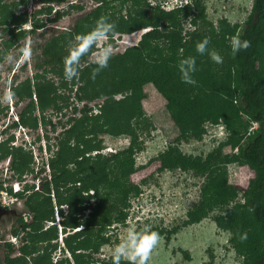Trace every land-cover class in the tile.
Listing matches in <instances>:
<instances>
[{"label": "trees", "instance_id": "obj_1", "mask_svg": "<svg viewBox=\"0 0 264 264\" xmlns=\"http://www.w3.org/2000/svg\"><path fill=\"white\" fill-rule=\"evenodd\" d=\"M43 1L44 6L31 14L30 28L16 30L17 26L28 21V15L25 12L13 14L0 0V33L9 37L5 48L14 45L25 34H34L45 27L42 20H37L39 15H45L46 20L57 21L66 13L56 12L48 18L54 9L51 3L65 0ZM95 1L99 5L91 14L92 22L88 23L91 16H82L70 29L50 35L42 44L32 48L35 58L33 77L12 87V95L17 102L28 103L17 114L18 117L0 131L2 136L17 126L35 130L39 125L44 127L47 124L54 131L55 125L43 112L51 107L57 114L69 107L68 92L73 91L72 97L78 102L102 100L97 113L84 104L78 109L80 116L71 118L68 127L56 136L54 149L47 145V152L51 153L46 164L48 174L41 179L42 188L34 191L27 200L34 222L32 230L54 221L56 210L63 217L62 231L66 236L62 249L69 253V258L52 261L51 253L59 248L57 243L50 242L58 234L52 225L43 231L47 239L45 247L38 246L39 236L34 234L39 233L30 231L26 236L32 246L23 245L20 258L9 259L6 255L5 264H113V256L106 261L94 256L109 243L106 232L110 224L125 222L128 196L138 194V189L128 184V179L134 170L132 155L140 147L134 124L138 125L143 117L141 102L145 97L143 87L147 84H152L165 99V109L178 131V141L200 140L206 131L203 124L207 121L216 123L221 120L232 131L227 141L205 156L185 155L177 146H170L158 156V160L163 169L192 171L205 176L200 199L187 211L185 225L198 223L217 209L219 212L213 216V221L219 229L231 233L230 241L242 258V264H264V0H252L250 13L241 26H230L226 19L213 25L207 20L200 0H189L171 10L160 8L159 4L150 6L146 0H123L132 1L136 8L128 11L125 17L111 16L108 20L109 16H106L107 21L115 25L107 37L111 38L114 33L130 34L143 28L149 30L142 34L137 45L112 54L108 66L95 74L97 65L86 58L90 50L80 58L77 76L66 80L65 58L75 46V38L86 33H83L84 28L95 27L93 22L103 17L100 12L110 0ZM20 3L25 4L27 0ZM67 5L81 10L78 4ZM237 36L242 41L247 40L249 46L233 55L228 43ZM205 37L209 39L208 50L201 55L196 51V45ZM209 52L218 53L223 58L222 63L213 61ZM188 57L196 60V71L191 74L196 81L194 85L184 83L179 71L180 61ZM224 70H227L225 76L228 80L230 72H234V91L221 79ZM48 74L57 76L59 84L50 81ZM63 91L68 95L63 97L66 94ZM35 101L39 118L34 116ZM72 105L73 112L78 111ZM234 109L237 115L243 114L257 124L254 132L245 137L239 134L237 126L242 122L238 118H230ZM101 134L127 135L130 143L124 150L103 157L100 141L96 140ZM13 139L10 136L0 142V160L10 158L9 168L16 175L15 179L20 180L23 173L33 172L30 168L33 154L22 146L11 145ZM36 139L39 141L40 137ZM225 144L235 152L224 157L221 148ZM92 152H95L93 156L90 155ZM226 162L246 165L254 172V177L242 191L243 201H236L237 189L227 184L222 168ZM2 186L0 182V188ZM91 199L93 202L89 203ZM86 209L87 216L81 218L80 214ZM67 228L71 232H66ZM152 231L161 235L157 228L149 230ZM19 232L15 229L12 235L18 236ZM11 251L9 247L8 253ZM120 264L130 262L121 259Z\"/></svg>", "mask_w": 264, "mask_h": 264}, {"label": "rangeland", "instance_id": "obj_2", "mask_svg": "<svg viewBox=\"0 0 264 264\" xmlns=\"http://www.w3.org/2000/svg\"><path fill=\"white\" fill-rule=\"evenodd\" d=\"M21 1L23 0H2L12 10L13 14L18 15L25 12L28 15V21L17 26L16 30L29 29L31 26L29 19L33 17L31 14L44 6L45 3L42 0H27V3L21 4ZM146 1L150 6L154 7L159 4L160 8L168 10L164 6L168 0ZM200 1H202L205 8L207 20L212 22L213 25H216L221 19H226L230 26H241L252 7V0ZM68 3L78 4L81 10L68 8ZM51 5L54 9L48 18H52L56 12L61 13L65 11L66 13L60 16L57 21H49L46 20L45 15H39L37 20H42L45 23V27L39 29L34 34H25L24 38L19 39L9 48H5V42H7L9 37L0 33V52H2V60L0 61V131L7 128L28 103V101L17 102V99L12 95V87L19 82L25 81L27 78L33 77L35 73V58H33L34 54L31 53L32 48H36L37 45L42 44L50 35L57 34L61 30L70 29L77 19L82 16H91L89 21H87L88 23L92 22L93 17L91 14L95 12L99 4L97 2L93 3L90 0H65L60 3L53 2ZM103 7L104 10L100 12L101 16H109L108 20L111 19V16L115 18H119L120 16L125 17L128 11L131 12V10L136 8L133 7L132 1L123 2V0L106 1ZM93 24L95 27L84 28L83 33L93 31L97 27L98 22L95 21ZM185 27L188 26L186 25ZM141 34L143 33L135 31L130 34L114 33L111 38L106 36L91 49L90 54L86 57L87 61H95L98 53L104 47H111L112 54L122 53L127 48L137 45ZM228 44H230V41ZM8 57H12V60H9ZM223 68L226 69V67ZM225 72L227 70L223 71L221 79L224 84H230L232 86L231 90L234 91V72H230L229 80L225 76ZM47 78L55 84H59L57 76L48 74ZM143 88L145 93V97L141 102L143 117L139 120L138 125L134 124L136 128V140L140 143V147L134 150L132 155L134 170L128 179V184L135 186L138 189V194H130L128 196L127 207L125 208V212L127 213L125 222L123 224L118 222L110 224L106 232L109 243L102 246L94 258L103 261L108 260L110 256H113L115 247L124 242L131 231L143 234L149 232L152 228H157L161 232V235L159 236L157 245L150 253L147 264H242V258L236 253L230 241L231 233L219 229L213 221V216L219 210H213L198 223L184 224L187 211L200 199L205 176L197 175L192 171L184 172L179 169H163L158 160V156L170 146H177L181 153L185 155L205 156L207 153L218 149L219 144L227 141L232 135V131L227 129L221 120L216 123L207 121L203 124L206 131L200 140L180 139L178 141V131L165 109V99L156 91L152 84H147ZM63 93L66 92L63 91ZM68 94L71 101L69 107L63 108L57 114H55V110L51 107L43 112L46 117L51 119L52 124L55 125L54 131L51 125L47 124L44 127L43 125H39L35 130L23 127L20 131L12 128L0 136V142L13 136L14 139L11 144L22 146L24 150H31L33 154V160L30 164L33 172L23 173L21 179L18 181L15 179L16 175L8 167L9 159L0 162V181L3 183V188L6 190L11 188L12 193L15 188L18 190L31 188L37 191L35 187H41V179L49 171L46 164L51 153L47 152V145H50L51 150L54 149L56 136L64 130V127H68V122L71 118L80 116L81 113L78 109L84 104L89 106L93 113H97L98 105L102 101L101 99H96L94 101L78 102L74 101L72 97L74 95L73 91L72 93L68 92ZM68 94H63V97ZM35 104L34 116L39 118L40 115L36 101ZM72 104L77 107L78 111L73 112ZM234 106L238 108L237 104ZM230 118L234 120L238 118L242 122L241 125L237 124V128H240L239 134L244 137L254 132L257 128V124L249 121L243 114L239 113L237 115L235 109L231 112ZM239 134L237 132V137ZM38 136L40 137L39 141L36 139ZM96 140L100 141V153L103 157L113 152L124 150L130 143V138L123 134L117 136L101 134ZM233 152L235 150L230 145L225 144L221 148V154L224 157L229 156ZM94 153L92 152L90 155L93 156ZM222 168L225 172L227 184L238 191L236 201L239 199L243 201L241 197L242 191L246 189L249 181L254 177V172L246 165H239L234 162H226L222 165ZM41 170H44V172ZM37 173H40V175H36ZM92 202L93 200L91 199L89 203ZM0 204L11 207L17 212L20 211V214L29 220L23 200L18 199L15 201V197L9 193L8 195L0 194ZM229 204L232 205L234 203ZM64 210L66 211V208ZM87 214L88 210L86 209L80 214L82 215L80 217L83 218ZM11 217L12 215L6 212L3 216L0 215V219H5L6 221L5 226L9 224L8 222ZM62 219L63 217L56 215L55 211L54 220L56 223L59 222L62 225ZM57 228L59 230L58 226ZM58 234L59 236L62 235L63 231L62 233L58 232ZM0 235L7 237V243L12 242V236L10 237L7 230L3 232V229H1ZM61 244L58 243L60 247L56 250L58 252L53 256V262L56 258H69V253L63 251Z\"/></svg>", "mask_w": 264, "mask_h": 264}, {"label": "clouds", "instance_id": "obj_3", "mask_svg": "<svg viewBox=\"0 0 264 264\" xmlns=\"http://www.w3.org/2000/svg\"><path fill=\"white\" fill-rule=\"evenodd\" d=\"M115 28L113 23L107 21V18L102 17L97 24V27L86 34L78 35L75 46L69 51L68 56L65 58V72L64 77L66 80H71L77 76L78 65L80 58L87 53L103 38H105ZM209 39L205 37L202 41L196 45V51L203 55L208 49ZM231 50L233 55L238 53L241 49H246L249 46L247 40H241L238 36L233 37L230 41ZM112 55L111 47H104L98 53L94 63L97 65L95 72H99L101 69L108 66V60ZM209 55L216 63H222V57L216 52H209ZM12 60V57H8ZM179 71L181 80L187 84H195L196 81L192 77V73L196 71V60L195 57H188L182 59L179 63ZM18 181V180H17ZM5 188L0 189V194L5 192L14 196L17 191L14 189L6 190ZM11 189V188H10ZM27 188H25L26 190ZM30 190H32L30 188ZM246 238V237H242ZM15 240L12 236L11 241ZM159 241V234L155 231L145 232L143 234L131 231L128 233L126 240L115 247L113 251V264H120L121 259H126L130 264H147L152 249L157 245Z\"/></svg>", "mask_w": 264, "mask_h": 264}, {"label": "flooded vegetation", "instance_id": "obj_4", "mask_svg": "<svg viewBox=\"0 0 264 264\" xmlns=\"http://www.w3.org/2000/svg\"><path fill=\"white\" fill-rule=\"evenodd\" d=\"M90 1L93 2V3L97 2L95 0H90ZM97 3L99 4V2H97ZM17 117H18V115H17ZM15 129H18V130L21 131L23 128L21 126H17ZM11 145L16 146L15 144H11ZM6 159H9V161H8L9 166L8 167H10V158H6ZM6 159L0 160V162L4 161ZM36 175H40V173H37ZM35 188L38 191V190H40L42 188V186L40 188H37V187H35ZM35 188H33V189H35ZM15 190H17L14 193L15 201H17L18 199L23 200V204H24L25 209L27 211V217L29 218V220H27L24 215H21L20 211L17 212L11 207H7V206H4V205L0 204V215L1 216H3L5 212L9 213L10 215H12L10 221L8 222L9 224H7L8 226L7 225L5 226V223H6L5 219H0V230L3 229V232L5 230H7V232H9L10 237L14 236V235H12V231L13 230L16 229V230L20 231L18 236H14L15 237V240H14L15 242L12 241L10 243H7L8 242L7 241V237H3V235H0V252H1L0 264H5V256L6 255H8L9 259L20 258L23 255L20 252V248L23 245H26V243H27V245L29 247L32 246V244H30L29 241H27V236H26V234L28 235V233L30 231L33 232V233H39V235L38 234H34V235L39 236L37 239H38V241H40L39 244H38V246L40 248L45 247V245L47 243V239L43 235V231L49 230L52 225H55L56 228H57V226L59 227V230L57 228L58 232L62 233V225H60L59 222L56 223L55 220L54 221L45 222L41 228L37 227L36 229L32 230L31 224H33L34 222H33L32 214L30 213V210L28 208L27 200H28L29 196L34 192V190H30V189L18 190L16 188H15ZM56 215H58V211L56 212ZM4 227H6V228L4 229ZM23 227H24V229H22ZM66 232L69 233L71 231H70V229L67 228ZM64 236H66V233H63L60 236H59V234H57L56 238L51 239L50 242L57 243V244L58 243H60V244L62 243L61 245L63 246V238H64ZM9 247L12 248V251L8 253ZM58 247H60V246L58 245ZM57 252L58 251H54V252L51 253L52 261H53L54 254H56ZM60 259L61 258H56V260H54V262H56L57 260H60Z\"/></svg>", "mask_w": 264, "mask_h": 264}, {"label": "built area", "instance_id": "obj_5", "mask_svg": "<svg viewBox=\"0 0 264 264\" xmlns=\"http://www.w3.org/2000/svg\"><path fill=\"white\" fill-rule=\"evenodd\" d=\"M164 6H166L167 8L165 9H174L177 8L179 6H181V0H168L165 2ZM3 194H6L5 192H2Z\"/></svg>", "mask_w": 264, "mask_h": 264}, {"label": "water", "instance_id": "obj_6", "mask_svg": "<svg viewBox=\"0 0 264 264\" xmlns=\"http://www.w3.org/2000/svg\"><path fill=\"white\" fill-rule=\"evenodd\" d=\"M149 30V28H143V29H140V30H138V31H136V32H141V33H145V32H147ZM141 36H142V34H141ZM140 39H141V37H140ZM139 39V40H140ZM139 42V41H138Z\"/></svg>", "mask_w": 264, "mask_h": 264}, {"label": "bare ground", "instance_id": "obj_7", "mask_svg": "<svg viewBox=\"0 0 264 264\" xmlns=\"http://www.w3.org/2000/svg\"><path fill=\"white\" fill-rule=\"evenodd\" d=\"M189 0L185 1V0H181V6H183L185 3H187ZM184 2V3H183ZM179 6V7H181Z\"/></svg>", "mask_w": 264, "mask_h": 264}]
</instances>
